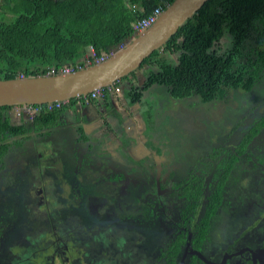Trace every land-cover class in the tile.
I'll list each match as a JSON object with an SVG mask.
<instances>
[{
  "label": "flooded vegetation",
  "instance_id": "flooded-vegetation-1",
  "mask_svg": "<svg viewBox=\"0 0 264 264\" xmlns=\"http://www.w3.org/2000/svg\"><path fill=\"white\" fill-rule=\"evenodd\" d=\"M260 83L236 108L240 120L181 107L182 121L176 113L166 123L156 117L144 136L140 110L121 109V134L134 136L129 124L137 117L142 145H130L129 158L113 151L106 166L85 142L92 137L84 133H92L84 106L81 118L58 121L45 135H19L23 145L10 147L0 162V264L70 263L74 256L72 264H84L83 257L101 263L120 251L128 254L121 264H264ZM189 99L163 103L170 109ZM113 120L108 128L117 126ZM45 176L51 189L41 184ZM65 187L67 197L60 195Z\"/></svg>",
  "mask_w": 264,
  "mask_h": 264
},
{
  "label": "trees",
  "instance_id": "trees-1",
  "mask_svg": "<svg viewBox=\"0 0 264 264\" xmlns=\"http://www.w3.org/2000/svg\"><path fill=\"white\" fill-rule=\"evenodd\" d=\"M173 1L0 0L1 77L47 74L51 67L71 66L77 70L96 63L98 58L112 54L126 43L135 33L134 22L149 15L155 7L166 8ZM222 44H227L224 50ZM90 46L95 50L94 56ZM174 55L177 57L173 58ZM139 69L146 75L142 84L137 80ZM263 77L264 0H207L162 47L143 61L138 71L115 84L126 81L131 84L127 97L121 86L122 97L129 107L140 104L146 134L153 130V120L167 107L163 103L156 110L148 102V91L153 85L165 87L166 95L175 100L197 96L202 102H210L225 98L231 89L250 92ZM102 90L104 95L90 97L89 104L99 115L118 119L117 126L110 127L118 131L125 114L112 108V86ZM79 99L86 106L88 101L82 96L74 97L60 108L42 109L32 117L23 112L18 120L13 118L14 106H0V162L10 147L23 145L19 135L30 140L45 135L49 131L43 129L60 121L62 114L81 118ZM99 99L106 101V106L101 108ZM105 139L101 135L92 137L91 144L101 161L109 163L114 154L103 146ZM119 155L130 157L129 152Z\"/></svg>",
  "mask_w": 264,
  "mask_h": 264
},
{
  "label": "water",
  "instance_id": "water-1",
  "mask_svg": "<svg viewBox=\"0 0 264 264\" xmlns=\"http://www.w3.org/2000/svg\"><path fill=\"white\" fill-rule=\"evenodd\" d=\"M206 1L174 0L164 9L152 26L136 31L117 51L104 60L70 73L0 78V106L23 107L55 101H69L74 97L88 95L98 88L114 86L119 79L137 70L148 56L162 47ZM138 106H140L139 103ZM119 113L121 114V110ZM139 115L145 122L141 112ZM108 118L109 116L107 120ZM117 120H113V123H117ZM115 132L119 140V152L121 150L124 153L128 152L129 146L138 141L136 136L127 140L121 134L120 129L118 131L115 129ZM41 253L45 254L43 257L47 259L46 251H41ZM62 262V260L57 262L54 260L52 264H65ZM84 264H99V262L91 260Z\"/></svg>",
  "mask_w": 264,
  "mask_h": 264
},
{
  "label": "rangeland",
  "instance_id": "rangeland-1",
  "mask_svg": "<svg viewBox=\"0 0 264 264\" xmlns=\"http://www.w3.org/2000/svg\"><path fill=\"white\" fill-rule=\"evenodd\" d=\"M91 52V51H90ZM177 57V55H174V57L173 58H176ZM143 70L145 69L146 71H147V68L146 67H144V68H142ZM142 69H139V74L142 72V73H144L143 72V70ZM136 71H138V69L137 70H135V72ZM139 74H138V76H139ZM138 79H139V77H138ZM140 79H142V78H140ZM121 84V83H120ZM260 85H261V90L262 91H264V78H263V80H262V82L260 83ZM121 86H122V92H123V95L125 96V97H127V89H129L130 88V86H131V84L129 83V82H124V83H122L121 84ZM166 88L165 87H163V88H161V86H159V85H153L150 89H149V94H148V102H151V104L154 106V107H156V106H158L159 105V103L160 102H164V100L165 101H168L167 99L169 98V96L168 95H166ZM250 97V92H247V91H245V90H233V89H231L230 91H229V93L227 94V96L225 97V100H222V99H217V100H214V101H210V102H202L198 97H191V100H192V103H189V105L188 104H186V106H182L181 104H178L177 102H179V101H181V100H175V101H177L176 103L178 104H176V106H171V108L170 109H167L166 111H168L169 112V114H171V113H173V114H175L176 113V119H178L179 121H182L183 120V117H184V113H183V111L184 112H186L187 113V111L186 110H184V107H187V108H190V109H195V110H199L198 112H200V113H205L210 119H214V118H218V116H216L217 114H219V116L221 117V118H223L224 116H226V115H232L233 116V118L234 117H239V119L238 120H240V116H238L237 114H235V110H236V108L237 107H240V108H242L243 106L240 104V102H241V100H246V99H248ZM123 100L125 101V103L127 104V100H125L124 98H123ZM190 100V99H189ZM189 100L188 101H186V102H189ZM183 101V100H182ZM77 106L78 107H81V102L80 101H78V104H77ZM89 107H90V105H86L85 106V108L84 109H81V111H83L84 110V112L87 114V115H89V116H91V117H94V114H91L90 113V110H89ZM182 107V109H183V111H178L179 110V108H181ZM17 109H16V107L12 110V112L14 113L15 111H16ZM85 114V115H86ZM15 117V115L13 114V118ZM170 118V117H169ZM232 118V119H233ZM168 121V120H167ZM101 122V121H100ZM114 121H112L111 123H113ZM184 122V121H183ZM94 125H97V123H95ZM178 125H179V123H178ZM103 129V128H102ZM107 129H108V127H107ZM130 131H131V129H129ZM180 130H182L181 128H180ZM99 131V130H98ZM110 131H113V130H110ZM184 131H186V129H184ZM101 132H104V129H103V131H101ZM109 133H111V132H109ZM131 133H132V131H131ZM95 135H96V137H99L100 135H102V134H98V133H94ZM207 135H209V133H207ZM134 136H136V139H141L140 137V135L139 134H137V135H134ZM145 136V135H144ZM65 138H67L66 137V135L64 134L63 135V137H62V140H65ZM85 142H87V143H89V148L90 149H92L93 148V145L90 143V142H88V141H85ZM80 143V142H79ZM31 144V146H33L32 145V143H30ZM119 144V143H118ZM140 144V142L139 141H137V142H135V144H134V147L136 148L138 145ZM149 145H151V142L149 143ZM112 149H115V148H112ZM140 149H137V153H138V151H139ZM145 152L146 153H144V155L145 156H150L149 154V151H147V150H145ZM139 154V153H138ZM49 160V159H48ZM48 160L46 161V162H48ZM80 161V160H79ZM50 183V180H49V176H45L44 178H42V180H41V184L42 185H44V184H46L47 185V189L49 188V189H51V186H48V184ZM60 195L61 196H63V197H67L68 196V190H67V188L65 187L64 188V190L60 193ZM104 243L106 244L105 246H108V241L106 240V241H104ZM91 252H96V251H91ZM120 253H121V251H120ZM121 255H123V256H128V254L127 253H124V252H122L121 253ZM79 256H81L80 254H79ZM77 259V256H74V259L72 260V262L74 261V260H76ZM122 259V258H121ZM81 261L84 263V262H86L87 260L83 257V258H81ZM63 262L65 263V264H68L66 261H65V259H63ZM62 262V263H63Z\"/></svg>",
  "mask_w": 264,
  "mask_h": 264
},
{
  "label": "crops",
  "instance_id": "crops-1",
  "mask_svg": "<svg viewBox=\"0 0 264 264\" xmlns=\"http://www.w3.org/2000/svg\"><path fill=\"white\" fill-rule=\"evenodd\" d=\"M223 45V46H222ZM221 45V50H224V48L226 47V45L227 44H222ZM218 46V45H217ZM145 73V72H144ZM144 73H140L139 74V79H137L138 80V82L140 83V84H142L143 82H144V80L146 79V75L144 74ZM140 78H142V79H140ZM121 83V82H120ZM120 85V84H119ZM161 88H163V87H161ZM166 92V91H165ZM110 98H111V100H112V108L114 109V110H117V111H119V109L121 110V109H125L126 111H127V104L125 103V101L123 100V97H122V93H121V90L120 91H118V90H115V87H113V92H112V94H111V96H110ZM98 101H100V107L101 108H103L104 106H106V101H103L102 99H99ZM99 104V103H98ZM86 105H90V107H89V110H90V113L91 114H94V117H91V116H89V115H87L85 112V114L88 116V118L89 119H87L86 120V130L88 131V132H90V133H92V134H87V135H90L91 137H96V135L94 134V133H98V134H102L101 135V137L102 136H105L107 139H105L104 140V147L107 149L108 147H116L117 145H114V141H116V142H118L119 143V141H118V139H117V137H116V135H115V133L116 132H113V131H109L110 130V128H108L107 129V126L106 125H108L109 124V122H108V120H107V116H106V114H101V115H99V112H96L95 110H94V108L92 107V105L91 104H89V102H87V104ZM131 106L129 107V109H139L140 110V106H138V103H135V104H130ZM108 107H109V105H107ZM84 108H85V106H84ZM83 108V109H84ZM110 108V107H109ZM82 109V108H81ZM168 108H166V110H167ZM140 113V112H139ZM140 116V115H139ZM61 118H60V121H62V123H64V124H66L67 122H68V119H70V118H72V117H70V115H68V113H66V114H62L61 116H60ZM169 117H170V114H169V112L168 111H165L163 114H161V116L159 117L158 116V120L159 121H161V122H168L167 120H169ZM15 119H17L18 120V116L16 117L15 116ZM101 121V122H100ZM95 123H97V125H94ZM142 123H140L139 121H138V119H137V117H136V120H132V122L129 124V129H131V131H132V133H134L133 135H137L138 133H140V130H139V127H140V125H141ZM101 125H103V126H101ZM162 126H165L164 124H162ZM52 127V126H51ZM112 127V126H111ZM50 128V127H49ZM104 129V132H101V131H103V129ZM145 128V127H144ZM144 128H143V130L142 131H144ZM46 130H48V128L46 129ZM99 130V131H98ZM111 132V133H109V132ZM182 132V136H184V134H185V132L184 131H181ZM142 133H144V132H142ZM141 133V134H142ZM61 142H63V141H61ZM139 145H142V144H139ZM76 150V152L78 153L79 151H78V149H75ZM111 151L113 152V151H117L116 153H118L119 152V147H118V149L117 148H115V149H111ZM132 152L133 153H137V150L136 149H132ZM114 154V153H113ZM138 154V153H137ZM143 157H144V155H143ZM151 160V159H150ZM117 163H120V162H117ZM108 163H107V161H101V165L102 166H106ZM115 250V249H114ZM116 250H118V251H120L121 250V247H117L116 248ZM71 259L69 258V261H70ZM34 264H39V262L38 261H36L35 260V262H34ZM68 264H72V262H70V263H68ZM99 264H121V253H118L116 256H114V257H112V258H103V262H101V263H99Z\"/></svg>",
  "mask_w": 264,
  "mask_h": 264
},
{
  "label": "built area",
  "instance_id": "built-area-1",
  "mask_svg": "<svg viewBox=\"0 0 264 264\" xmlns=\"http://www.w3.org/2000/svg\"><path fill=\"white\" fill-rule=\"evenodd\" d=\"M164 9L165 8L162 5L155 7V9L149 15H147L141 19H138L136 22H134V24H133L134 29L135 30H143V29L150 27L151 25H153L156 22V20L161 15V13L164 11ZM90 50H91V55L94 56L96 53H95V50L92 46H90ZM105 58H106V56H103L101 58H98L97 61L104 60ZM74 70L75 69H72L71 66H65V67H62L60 69H58L56 67H51L48 70L47 74L54 75V74H60V73H70ZM102 88H98V89L94 90L92 93L85 95V96H82V98L89 102L90 97L96 98V97L103 96L104 94H103ZM116 89L118 91H120L119 86H117ZM79 101L82 104V101L80 99H79ZM65 102L66 101H55L52 103L38 104L35 106L34 105H27V106H23V107H17L16 115L18 117H20L23 112H26L29 114V116L32 117L36 112L41 111L42 109L43 110H54L56 108H60L63 106V104Z\"/></svg>",
  "mask_w": 264,
  "mask_h": 264
},
{
  "label": "clouds",
  "instance_id": "clouds-1",
  "mask_svg": "<svg viewBox=\"0 0 264 264\" xmlns=\"http://www.w3.org/2000/svg\"><path fill=\"white\" fill-rule=\"evenodd\" d=\"M161 14H162V13H161ZM133 24H134V23H133ZM151 26H152V25H151ZM133 28H134V27H133ZM146 29H147V28H146ZM134 31L136 32V31H141V30H135V29H134ZM134 34H135V33H134ZM134 34H133V35H134ZM133 35H132V36H133ZM132 36H131V37H132ZM131 37H130V38H131ZM130 38H129V39H130ZM129 39H128V40H129ZM128 40H127V41H128ZM121 46H122V45H121ZM121 46H120V47H121ZM90 53H91V52H90ZM110 55H111V54H110ZM105 56H106V58H107L109 55H105ZM96 62H98V61H96ZM80 68H82V67H80ZM78 69H79V68H78ZM17 76H26V75L20 73V74L17 75ZM0 78H2V77L0 76ZM117 86H119V87H120V90H121V84H120V85L115 84L114 86H112V88L115 87V90H117V89H116ZM81 106H82V104H81ZM14 108H15V107H14ZM16 109H17V107H16ZM14 115L17 117V115H16V111L14 112Z\"/></svg>",
  "mask_w": 264,
  "mask_h": 264
}]
</instances>
